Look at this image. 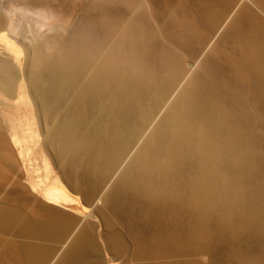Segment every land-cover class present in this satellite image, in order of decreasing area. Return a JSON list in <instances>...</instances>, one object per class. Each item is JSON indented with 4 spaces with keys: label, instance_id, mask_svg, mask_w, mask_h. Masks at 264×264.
Here are the masks:
<instances>
[{
    "label": "bare ground",
    "instance_id": "1",
    "mask_svg": "<svg viewBox=\"0 0 264 264\" xmlns=\"http://www.w3.org/2000/svg\"><path fill=\"white\" fill-rule=\"evenodd\" d=\"M253 1L264 7V0ZM226 3L201 7L209 31L224 22L232 4L223 11ZM183 15H169L172 23L159 32L164 55L146 52L131 30V61L116 42L111 55L103 51L93 61L100 43L52 41L46 33L57 29L50 15L0 0V118L27 93L42 114L55 116L50 143L72 176L93 191L115 174L96 212L114 229L115 218L128 232L147 221L154 226L141 245L148 249H138L133 264H218L220 258L264 264V23L241 5L214 49L180 80L181 72L166 67L169 53L183 63L172 46L189 52L193 39L197 45L210 38L205 25ZM47 193L49 202L65 196ZM45 210L43 219H28L21 229L56 239L73 225L72 217ZM11 211L0 209V222L13 221ZM242 238L240 246H210ZM91 245L90 232L80 228L56 264H69L75 249ZM220 248L227 249L222 256ZM19 250V263L41 264L42 246Z\"/></svg>",
    "mask_w": 264,
    "mask_h": 264
},
{
    "label": "rangeland",
    "instance_id": "2",
    "mask_svg": "<svg viewBox=\"0 0 264 264\" xmlns=\"http://www.w3.org/2000/svg\"><path fill=\"white\" fill-rule=\"evenodd\" d=\"M20 1L25 7L40 9L53 19L51 22L57 30L54 33L46 30V38L58 42L73 41L82 47L94 48L100 43L102 47L99 48L100 50L97 49L98 52L93 61L97 60L103 51L111 55L113 42L120 46L121 53L127 55V61H131L129 36L137 37L138 44L142 45L146 52L154 49L164 55L161 51L164 43L159 32L172 23V18L168 19L169 15L173 17L171 14H184V17L190 16L192 19L187 20L195 24L199 22L203 26L205 24H202L199 17L203 11L201 7L205 8L211 1H217L221 4L220 6H223L225 1L227 2L223 10L225 11L232 3L233 8L231 5L230 7L233 10L228 9L224 22L217 30L209 31V25H205L206 31L210 32L208 41L203 40L195 45L193 39L192 49L189 52L183 47L172 46L173 51L178 50L184 56L183 63H176L173 53H169V56L166 55V67L174 66V69L181 72L180 80L183 77L187 78L186 68L195 71L203 58L214 49L222 32L237 14L241 5L248 7L264 23V7L253 0ZM195 15H198L197 19ZM131 30H134L132 36L129 34ZM150 30L155 33V37H150ZM161 57L165 59V56ZM19 59L24 63L26 56L21 53ZM184 81H181L182 84ZM25 97L22 98L24 101H19L18 106L6 112L5 119L0 118V209L12 210L11 212L16 213L13 221L0 222V264H10L14 258L11 264H21L19 262L23 260L19 247L28 244L42 246L44 256L41 264H56L82 227L90 232L92 245L75 249L69 255V264H133L132 259L137 254L136 251L148 249V246L141 245L152 237L151 229H154L152 222L143 223L138 231L128 232L122 218H115L112 220L116 221L115 229L112 228L108 223V216L96 211L99 210L103 195L112 184L115 174L108 176L93 191L88 189L89 187L81 178L72 176L67 170V163L64 160L66 158L61 156L55 146L50 143L55 116H45L40 106L33 103L29 94L26 93ZM94 118L95 116L92 117ZM54 190L65 196L59 201L49 202L50 200L45 197L49 194L47 191ZM47 206L57 209L63 216L72 217L73 225L56 239L37 237L24 232L21 224L28 219H43V216H46L44 214H46ZM116 231L120 235L119 241L113 238ZM243 242L244 238L237 243L227 244L216 240L210 246H240ZM218 251H221L222 256L227 249L220 248ZM222 262V258L217 260L218 264Z\"/></svg>",
    "mask_w": 264,
    "mask_h": 264
}]
</instances>
